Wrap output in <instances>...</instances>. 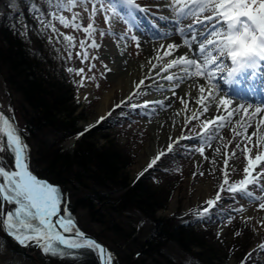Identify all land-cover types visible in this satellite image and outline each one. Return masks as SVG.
<instances>
[{
  "label": "rangeland",
  "instance_id": "374dc122",
  "mask_svg": "<svg viewBox=\"0 0 264 264\" xmlns=\"http://www.w3.org/2000/svg\"><path fill=\"white\" fill-rule=\"evenodd\" d=\"M29 1L30 0H0V18H3V16L6 15V12L8 14L10 9H13L14 11L21 10L23 4H27ZM31 1L34 2L35 12L41 11L38 20L42 24L44 33L48 36L52 35L58 44L56 45L61 47L60 50H63V53L65 52L67 55V69H84V72L80 75H77L76 72L70 73L67 70L69 76L79 84L72 94L73 102L69 101L68 103L73 109L76 107L71 119L76 121V128L82 133L89 126L88 124L91 120L99 113V109L103 105L104 97L114 88V84L110 80L111 78L107 77V69L110 63V59L107 56L108 49L112 47L116 50V48L123 43L125 44V47L120 50L121 54L125 56L129 62H142L145 55L142 47L144 43H146V39L143 35L139 34V30L133 24L129 23L127 19L121 21L118 18L112 17L113 5L105 4L104 7L106 11L101 13L99 11V0H89L87 4L77 3L74 7H71V9H61L55 3L47 5L45 4V0ZM160 3L169 6L168 0H141L143 6L149 4L152 6L151 9L153 11H157L154 7H158ZM93 5H96L97 8L94 15ZM118 6L119 8L116 10L121 12V7L120 5ZM181 6L182 4L175 5V7ZM49 13L55 14V16L51 18V23L57 29L56 32H53L51 28H46V25L49 22V17L47 15ZM74 14L77 17L74 23L80 24V29L72 27L71 24L68 27H65L55 18L62 15L71 21ZM210 14V12H206L203 17H199L200 19H203ZM18 16V22L24 24L26 18L23 16L21 17L19 14ZM33 16L35 17V15L30 12V17L33 18ZM105 16H108L109 19H105ZM149 18L153 20L150 15ZM89 23H92L96 29V31L91 34L83 31V28ZM26 26L27 24L25 23V27ZM208 26H210V24ZM131 35L138 37L140 44L139 47H137L136 41L130 39ZM64 36H72L73 41L69 42L64 40ZM93 40H95L99 47H91ZM153 40L154 39L152 38H148V42ZM81 41L84 42V47H81ZM85 51H87L88 54L87 59H84ZM195 59L199 60V57H195ZM201 62L202 61H200V63ZM89 77H95V79H90ZM193 77L194 80L202 79L201 76ZM3 79L5 81V87L9 92L3 88L0 82V102L5 104L9 101L11 108L17 115L20 126L25 131V118H23L21 113H18L20 112L19 107L21 104V97L17 93L12 92L4 74ZM81 80H83L82 86L80 84ZM135 89L136 87L132 91L134 92ZM145 89L146 83L140 84L137 93L134 92L131 96V100H128L127 103H123L122 101L125 97L124 94L120 99L113 101L109 105L107 109L108 112L105 115L107 116L111 112V117L103 122H96L95 127L86 131L92 132L96 130L99 132V137L96 138L98 139L99 145L108 142L104 136L105 134H109L110 138H113L121 149L128 152L131 157L134 158V163L124 171L129 176L130 183L140 177L139 173L142 171L145 173V169L148 165L143 160L147 154L145 147L150 141L152 130L149 126L148 117L144 115L149 108L141 107L140 105L149 101L151 92L149 95H145L143 94ZM116 105H121V107L116 108ZM129 105H137V107L133 108ZM113 109H115V111H113ZM61 116L65 120H69L67 110L65 114ZM206 121H208L206 113H201L191 120L185 121L182 128L180 127L177 130L176 138H172L171 140V143L174 145V150L170 152L168 156H172L174 162L172 164H167V166H170L167 171L171 170V172L168 175L169 178H162V182L168 183L169 181L168 186L172 190V195L167 207L157 211L156 214L160 218L172 217L176 222L185 221L184 223L186 224L191 221L195 222L199 220L192 213L196 212L206 201L203 197L202 185L211 183L214 187V194L216 193L219 189V185L223 183L225 171L223 161L225 159L228 160L226 170L229 174L230 183H234L244 177L243 168L246 166L245 155L241 154L238 149L234 148L235 144L241 142V137L236 136V132L233 131V128H235L236 131H239L238 126H235L232 129L225 126L220 130L219 136L222 137V139L217 140H219V144L221 143L219 146V155L221 157L218 159V163L215 166L210 165L212 162L211 155L214 153L212 146L217 140H214L211 145H208L200 144L195 139H189L181 141L179 146L175 147L178 138L181 136L196 137L201 134ZM73 122L74 121H72V123ZM27 133L30 138V143L27 140L29 146L30 170L33 173L35 171L41 173L45 166L43 162H40L37 158L40 148L37 143L38 141L35 140L33 134L28 131ZM77 138H79V135L60 144L64 152L73 153L77 146ZM167 145H164L162 151H167ZM201 147L205 149L204 156L208 157L206 160L201 154L191 151L192 148ZM249 147L251 148L250 155L253 158L258 154V151H264V147L258 148L256 143L253 144L250 142ZM233 151H236L235 156L232 155ZM0 157L4 158V163L8 167H14V159L7 151L0 153ZM197 158L203 159L199 165L196 161ZM163 159L164 158H162L156 166L148 170L152 171L154 168H162L164 166ZM261 168H264V163H261L260 168H258L257 171H260ZM200 173L204 174L201 175ZM255 174L256 173L254 172L253 175ZM261 184H264V179H261ZM65 185H63V194L65 198L66 194L69 198L68 204L65 203L63 206L64 208H67L66 214L68 215L70 213L72 215L76 227L96 237V235H99L98 233L101 232V225L88 217L86 211L81 208V205L76 201V196L81 192H83V195H88V191L84 192L86 188L82 190L79 187L74 188V185ZM65 187L68 190H65ZM251 190L255 195L264 196V193H261L258 189L252 188ZM221 197V201L217 203L213 215L210 218L214 220L213 227L215 230L213 233H210L215 236L210 239V242L214 244L212 245L217 250L219 249V246L224 249V253L221 252L218 258L222 260L224 264H264V249L260 248V245H264V230L259 228L260 222L264 220L262 216L264 209L260 208L259 205L260 203H264V200L252 201L248 198H243L240 195H236L235 199H233L226 193H221ZM5 207L9 206L5 205ZM237 208H243L244 211H235ZM252 209H255L257 213L252 212L254 214H251ZM229 215L231 216L230 223L227 219ZM130 221L133 224L132 228L136 229L133 235L134 238H136L138 242L139 240L143 241L142 238L146 235L150 224L144 218H131ZM124 226L128 227V224H124ZM129 233H131V231H129ZM108 236L113 239L111 230H109ZM114 240L115 242L109 240L111 241L110 244L112 246V248H109L114 256L113 264H122L126 257V255H123L124 249L121 248L123 243L119 239L114 238ZM37 247V244H32L26 251L22 246L6 238L3 231L0 230V264H78L77 262L63 261L62 258L57 256L51 257L50 255L44 254L40 247ZM127 248H129V246ZM166 248H169L167 254H169L170 257L175 258L177 261L186 257L185 251L181 252L178 249H175L173 245L166 246ZM192 249L199 251V246H194ZM249 253H251V255H249ZM94 255L97 256L96 254ZM128 255L137 257V253L134 251L130 252V254L128 253ZM97 261L100 262L98 257Z\"/></svg>",
  "mask_w": 264,
  "mask_h": 264
},
{
  "label": "trees",
  "instance_id": "16d2710c",
  "mask_svg": "<svg viewBox=\"0 0 264 264\" xmlns=\"http://www.w3.org/2000/svg\"><path fill=\"white\" fill-rule=\"evenodd\" d=\"M21 8L10 9L0 18V67L12 92L21 97L18 113L25 118L23 132L29 143L27 131L33 134L40 147L36 156L45 167L43 172L34 173L62 185L86 188L84 192L88 191V195L81 192L76 201L88 217L101 225V232L95 234L97 238L111 248L109 240L115 242V238L123 243L121 248L126 257L122 264H224L218 258L224 249L219 246L217 250L210 242L215 237L210 234L215 231L213 219L186 224L156 214L167 207L172 195L169 181L162 182L163 177L169 178L171 170L167 171L170 167L167 164L174 162L172 156L164 157L162 168L148 170L130 183L124 171L134 163V158L109 134H105L108 142L103 145L96 139L99 137L96 130L79 135L76 121L71 119L76 107L73 109L68 103L73 102L72 94L79 84L67 72V55L52 35L44 33L38 20L41 11L35 12L34 2L30 0ZM30 12L35 17L31 18ZM18 14L26 18V27L25 23L18 22ZM66 110L69 120L61 116ZM76 135H79L76 149L73 153L64 152L60 144ZM68 201L66 194L62 211ZM63 214L67 215L64 211ZM131 218H144L150 224L143 241L134 238L136 229L132 228ZM109 230L113 239L108 236ZM169 245L185 251L186 257L179 261L170 257L166 248ZM194 246H199V251L193 250ZM132 251L137 257L128 255ZM60 258L78 264H100L97 256L87 250L83 255Z\"/></svg>",
  "mask_w": 264,
  "mask_h": 264
},
{
  "label": "snow or ice",
  "instance_id": "6c2138e0",
  "mask_svg": "<svg viewBox=\"0 0 264 264\" xmlns=\"http://www.w3.org/2000/svg\"><path fill=\"white\" fill-rule=\"evenodd\" d=\"M89 0H45V4L50 5L55 3L59 8L64 9L74 7L77 3L87 4ZM113 5L112 17L125 21L128 18H134L137 11H146L136 3V0H99V11H106L104 5ZM168 11L175 20V31L181 37L187 36L184 39V45L192 49L193 44H196L195 51L198 54V59H189L187 55L173 60L167 65L168 68L180 67L183 69L182 74L175 76L168 75L166 80L173 82V94L175 88H180L182 81L188 80L192 76H203L207 73L208 79L211 81L217 75V71L225 70V60H230L232 68L226 72L224 79L226 82H231L232 77L244 68L258 69L264 65V0H168ZM177 4H182L181 7H175ZM118 5H123L126 10L121 13L116 10ZM97 11L96 5H93V15ZM210 12V15L203 19H198L200 14ZM49 22L46 28H51L53 32L57 29L52 25L51 18L54 13L47 14ZM59 22L68 27L70 24L77 29L81 28L80 24L74 23L76 15L69 21L64 16L55 17ZM164 19L166 17H160ZM105 19H109L105 16ZM192 23L184 24L185 21ZM130 23L131 20L129 19ZM211 24V29L207 25ZM197 26L204 28L205 31L197 37L193 29ZM85 33L91 34L96 29L92 23H89L83 28ZM240 31L251 32L253 40L258 41L249 45L247 43L239 45L230 43L229 40L233 33ZM209 36L212 38L210 39ZM64 40L72 42V36H64ZM130 39L137 42V47L140 46L139 39L135 35H131ZM198 41V43H197ZM81 47H84V42L81 41ZM92 48H97L99 45L95 40L91 43ZM163 45H161V48ZM180 47L178 44L170 43L169 49ZM169 53H165L168 55ZM88 58L87 51L84 53V59ZM200 61L203 63L201 64ZM68 72H76L80 75L84 72L83 68L76 70L68 68ZM217 70V71H213ZM159 74V73H158ZM95 79V77H89ZM141 83H144L141 81ZM81 86L83 80L80 81ZM159 87V86H158ZM203 93L204 89L201 88ZM129 97V101L131 100ZM211 94L209 99H212ZM183 102V99L181 100ZM198 104L204 103V98L196 101ZM161 106L164 101H157ZM231 100L223 98L220 105L223 106L225 114L218 115L214 120L206 121L201 134L196 137L181 136L178 138L175 147L184 140L195 139L200 144L211 145L214 140L222 139L219 132L225 127V124H235L239 126L240 131L236 132V136L241 137V142L235 144L234 148L238 149L241 154L245 155L246 166L243 168L244 177L234 183L229 182V174L227 172L228 160L223 161L225 171L223 183L219 185L214 197L207 199L196 212L192 213L197 219L207 220L213 215L217 203L221 201V193H226L231 198L235 199L236 195L243 198H248L252 201L264 200V196L255 195L252 188L258 189L264 193V184H261V179H264V168H260L261 163H264V151H258V154L253 158L249 143L252 138H256L258 148L264 147V109L260 107L252 108L251 105H238L229 108ZM136 108L137 105H129ZM141 107H151L150 102H145ZM121 105H116L120 108ZM251 109V111H249ZM115 111V109H113ZM209 108L205 106L203 112L207 113ZM219 111V108L217 109ZM112 113L99 118L97 123L103 122L110 118ZM95 127V124L89 125L85 131ZM249 129L251 134L249 135ZM21 129L17 123L7 117L4 112L0 111V153L7 151L14 159V167H8L4 163V158L0 157V230L11 235L18 243L27 245L29 242H35L41 248L44 254L60 256L65 255H83L84 251H91L97 255L102 264H112L114 260L113 254L101 243L94 238L86 235L76 227V223L72 215H62V204L65 201L64 194L61 188L47 180L38 178L29 169V146L24 140ZM79 135H83V132ZM171 139V138H170ZM174 150V145L169 143L167 151H160L151 159L145 171L153 168ZM192 152H197L206 160L204 156L205 149L192 148ZM216 154L220 153V148L214 149ZM233 156L236 151H233ZM215 163V160L212 161ZM256 173L253 175V173ZM203 175L204 173H200ZM144 175V171L139 173ZM8 205L9 207H5ZM260 208L264 209V203H260ZM67 212V208L63 209ZM235 211H244L243 208H237ZM56 218V219H54ZM228 222H231V216L227 217ZM72 234V235H66ZM264 249V245H260ZM251 255V253H249Z\"/></svg>",
  "mask_w": 264,
  "mask_h": 264
},
{
  "label": "bare ground",
  "instance_id": "6f19581e",
  "mask_svg": "<svg viewBox=\"0 0 264 264\" xmlns=\"http://www.w3.org/2000/svg\"><path fill=\"white\" fill-rule=\"evenodd\" d=\"M159 9L164 10V6L159 4ZM207 12V11H206ZM200 14L201 17L206 13ZM165 20L171 24L169 29H165L162 32L161 40L155 44H145L144 52L145 55L143 57L142 62H129L128 59L123 56L120 52L122 48L125 47V44L121 43L116 50L115 48L110 47L108 49L107 56L110 59V63L107 69V77L111 78V82L114 84V88L112 91L104 97L103 105L99 109V113L95 118L91 120L88 125L95 124L100 117L105 116L108 112L109 105L122 97L124 94L125 97L122 99L123 103H127L129 97L132 94L137 93L138 88L140 86L141 81L146 83V89L144 90L145 95H149L151 92V96L149 101L151 103V107L147 110L144 115L149 119V126L152 130V135L148 145L145 147L146 157L144 158V162L149 164L151 159L155 157V155L159 154L162 151L164 145L171 143L172 138H176V132L181 127L185 121L191 120L192 118L198 116L203 112V108L207 106L209 111L206 113L208 121L214 120L218 115H224L225 111L223 106L220 105V101L223 98H227L225 95L219 93L214 87L215 85H208L204 83V79L209 83L219 82L221 79V75L223 72H219L217 70V75L211 79H208L207 73L203 75V79L194 80V77H190L186 81H182L180 88H175V95L173 94L174 84L171 81L165 79L166 76L172 75L175 76L177 74H182L183 69L180 67L168 68L165 71V68L168 64H170L173 60L178 59L179 57L187 55L190 59V52L184 48V39H187V36L181 37L175 31V20L172 18L169 11H165ZM192 22H185V25ZM212 25L208 26V29H211ZM198 30H205L197 26L193 29L194 34L197 37H200L201 33H198ZM211 39L212 37L209 36ZM198 42V41H197ZM170 43L178 44L180 47L176 49H169L168 45ZM161 45L163 47L161 48ZM193 45H196L195 43ZM196 52L195 50H192ZM169 53L165 55V53ZM197 55V54H196ZM260 71V69L258 68ZM257 71V70H256ZM258 72V71H257ZM159 73V74H158ZM224 76L226 74H223ZM223 76V78H224ZM224 82H226L224 80ZM232 82L228 84H224L225 91H230V86ZM159 86V87H158ZM135 89L133 92L132 90ZM203 88L204 92L201 93L200 89ZM227 89V90H226ZM255 90L256 92H263L264 90H259V87H251V91ZM211 94L212 99H209V95ZM255 96V94H253ZM201 97L204 98L203 104H198L196 101L200 100ZM176 99V100H175ZM183 99V102L181 100ZM229 99V98H227ZM163 100L164 105L161 106L157 101ZM230 100V99H229ZM251 103H237L236 101L231 100V105L229 108L238 105H251L252 108L260 107L264 109V100L260 103L259 100L254 99ZM219 108V111L217 109ZM251 111V109H249ZM264 115V113H262ZM225 126L229 129H232L235 124H225ZM238 130L239 126H238ZM251 129H249V135L251 134ZM171 138V139H170ZM217 140V139H216ZM167 143V144H166ZM251 143H256V138L253 137ZM219 140L214 143L212 146V150L216 147H219ZM212 161L215 160V163L211 162L210 166H215L218 163V159L221 157L219 154H216L215 151L211 155ZM197 164L199 165L203 159L197 158ZM202 193L203 197L207 200L214 197V187L211 183L202 185ZM254 208V207H253ZM252 212H256L255 209L251 210ZM264 218V213H262ZM259 228L264 230V220H262L259 224Z\"/></svg>",
  "mask_w": 264,
  "mask_h": 264
},
{
  "label": "water",
  "instance_id": "95a60500",
  "mask_svg": "<svg viewBox=\"0 0 264 264\" xmlns=\"http://www.w3.org/2000/svg\"><path fill=\"white\" fill-rule=\"evenodd\" d=\"M0 82H1V84H2V86H3V88L7 91V92H9L8 91V89L5 87V81H4V79H3V73H2V70H1V67H0ZM0 111H2V112H4V114L7 116V117H9L10 119H12V120H14L16 123H17V125H18V127H19V129H21V126H20V124H19V121H18V119H17V117H16V114H15V112L11 109V107H10V104H9V101H7V103H5V104H2L1 102H0ZM22 130V129H21ZM21 134H22V136H23V138H24V140L26 141V143H27V140H26V137H25V135H24V133H23V131H21ZM28 145V144H27ZM28 156H29V152H28ZM29 162V161H28ZM30 169V168H29ZM38 177V176H37ZM38 178H41V177H38ZM42 179H45V180H47L49 183H53V182H51L50 180H48L47 178H42ZM53 184H55V183H53ZM55 185H57V186H59L60 188L62 187L61 186V184H55ZM62 214V213H61ZM54 219H56V218H54ZM80 231H83V230H81L80 229ZM86 235H88V236H90L91 238H94L97 242H99V243H101L102 245H104L110 252H111V250H110V248L105 244V243H103L101 240H99L97 237H95L94 235H92V234H90V233H88V232H85V231H83ZM6 233V232H5ZM7 234V233H6ZM13 241H15L16 243H18L11 235H9V234H7ZM66 235H72V234H66ZM19 245H21L22 247H24L25 249H27V247H28V245H22V244H20V243H18ZM100 262H101V264H102V261L100 260Z\"/></svg>",
  "mask_w": 264,
  "mask_h": 264
},
{
  "label": "clouds",
  "instance_id": "9594fccd",
  "mask_svg": "<svg viewBox=\"0 0 264 264\" xmlns=\"http://www.w3.org/2000/svg\"><path fill=\"white\" fill-rule=\"evenodd\" d=\"M229 42L230 43H236L239 45H243L245 43L251 45L254 42H258V41L253 40V34L251 32L240 31L237 33H233Z\"/></svg>",
  "mask_w": 264,
  "mask_h": 264
}]
</instances>
